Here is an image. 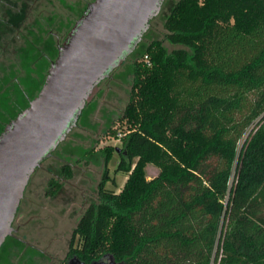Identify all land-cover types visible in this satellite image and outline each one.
<instances>
[{"label": "trees", "instance_id": "1", "mask_svg": "<svg viewBox=\"0 0 264 264\" xmlns=\"http://www.w3.org/2000/svg\"><path fill=\"white\" fill-rule=\"evenodd\" d=\"M164 30L181 48L156 40L134 63L126 132L109 131L127 178L118 192L100 187L74 252L86 263L264 264V0H178ZM114 152L102 149L105 165Z\"/></svg>", "mask_w": 264, "mask_h": 264}, {"label": "water", "instance_id": "2", "mask_svg": "<svg viewBox=\"0 0 264 264\" xmlns=\"http://www.w3.org/2000/svg\"><path fill=\"white\" fill-rule=\"evenodd\" d=\"M163 2L89 4L59 48L38 95L0 133V248L13 232L31 176L76 128L95 87L135 51Z\"/></svg>", "mask_w": 264, "mask_h": 264}, {"label": "rangeland", "instance_id": "3", "mask_svg": "<svg viewBox=\"0 0 264 264\" xmlns=\"http://www.w3.org/2000/svg\"><path fill=\"white\" fill-rule=\"evenodd\" d=\"M177 1L164 0L160 13L151 21L141 43L112 73L111 78L98 86L76 128L59 145L53 157L46 160L33 175L19 212V218L26 223V230L30 231L28 242L31 248L25 247L21 254L14 256L11 264H59L67 251L71 232L85 207L101 203L99 185L103 182L106 188L115 192L122 188L127 175L116 171L122 145L109 135V131L126 132L125 125H121L119 119L129 101L134 81V63L142 58L146 47L157 40L163 43L168 53L181 48L165 40L164 30V22ZM106 147L119 149V153L114 152L109 159L107 166L101 153ZM61 160L75 165L73 178L70 184L51 195L47 181L50 176L61 175ZM157 174L158 170L154 166L146 167L148 180ZM3 248L0 254L4 253ZM101 262L114 263L106 258Z\"/></svg>", "mask_w": 264, "mask_h": 264}, {"label": "flooded vegetation", "instance_id": "4", "mask_svg": "<svg viewBox=\"0 0 264 264\" xmlns=\"http://www.w3.org/2000/svg\"><path fill=\"white\" fill-rule=\"evenodd\" d=\"M93 1L0 0V133L38 95L51 64L57 58L59 48L75 22ZM111 75L108 79L111 78ZM99 85L95 87L92 95ZM54 152L48 159L53 157ZM60 163L61 175L50 176L47 181L48 191L51 195L70 184L73 178L75 165L63 160ZM41 165L38 169L41 168ZM66 167L72 171L70 178L64 175ZM33 175L17 209L12 224L13 232L0 248L1 252L4 247V253H2L4 257L0 254V264H11L14 256L18 253L21 254L25 247L31 248L28 242L30 231L26 230V223L19 218V212L21 205L26 200L25 193ZM102 183L98 187V195L100 187L112 190L106 188ZM91 206L94 205L88 204L83 210L71 232L67 251L59 264H102V259L86 263L74 252L80 245V236L76 232L77 226Z\"/></svg>", "mask_w": 264, "mask_h": 264}]
</instances>
